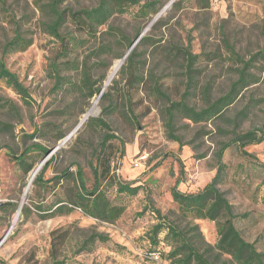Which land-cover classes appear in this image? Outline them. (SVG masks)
<instances>
[{
    "label": "rangeland",
    "instance_id": "rangeland-1",
    "mask_svg": "<svg viewBox=\"0 0 264 264\" xmlns=\"http://www.w3.org/2000/svg\"><path fill=\"white\" fill-rule=\"evenodd\" d=\"M159 1L164 6L150 21L137 18L132 12L113 16L101 28L105 33L78 53L80 60L88 57L89 65L98 62L92 69V80L96 87L105 86L103 93L107 90L112 93V113L104 117L115 135L111 140L116 146L114 171L129 183L143 185L133 196L117 197L115 189L110 190V197L125 205V211L115 223L87 217L78 208L70 214L56 216H43V211L37 210L38 204L45 209L55 200L70 196L76 189L78 170L85 185L93 186V166L97 165L98 153L95 151H100L106 131L91 124V118L99 117L108 101L100 97L99 111L84 120L98 94L89 97L87 90H54L49 64L56 55L58 42L43 26L50 19L48 0H4V5H0V56L16 31L33 41L27 49L4 57L7 68L28 89L29 102H23L0 78V122L7 124L0 129V258L7 264H52L54 231L57 235L68 233L58 254V260H64V264H170L166 258H152L148 254L149 235L159 222L152 209L187 229L199 224L204 237L202 248L216 244V223L206 219L190 223L185 220L172 198V189L180 181L179 189L199 191L215 176L217 153L224 143L231 141L236 133L253 128L264 130V59L254 61L248 69L257 82L245 88L224 110V117L195 123L177 115L174 133L181 142L169 138L165 110L170 102L184 98L190 74L198 88L186 96V101L198 109L229 90L242 64L232 60L226 43L243 60L264 49V0ZM98 2L65 0L62 7L77 10L96 6ZM174 2L179 4L174 7ZM109 27L115 28L118 36ZM121 35L125 38H120ZM144 37L149 40L143 42ZM131 42H134L131 52L137 55L135 65L128 69L127 58L123 57ZM105 43L112 44L110 52L95 57L91 52L94 46ZM184 49L198 56L191 67L192 73L188 71ZM121 59L122 65L109 81L112 66ZM134 67H137V80L130 75ZM64 74L79 80L77 73ZM207 86L209 93L205 94ZM7 100L17 105L18 112L5 106ZM242 111L245 113L239 115ZM36 128L40 129L38 137L26 136ZM60 133L65 136L57 140ZM36 144L49 152L43 155ZM27 149L30 152L23 157L24 162H19L18 157ZM245 149L253 156L242 154L236 144L224 151L227 169L221 189L234 206L235 222L243 237L264 251V166L261 164L264 140ZM143 155L145 159L141 158ZM47 161L50 164L43 182L34 184ZM30 163L34 167L28 172ZM67 169L75 173L74 179L64 175L55 178ZM7 202L15 203L17 209L2 206ZM92 234L104 235L108 240H96L84 247L83 243ZM219 264L233 263L223 256Z\"/></svg>",
    "mask_w": 264,
    "mask_h": 264
},
{
    "label": "trees",
    "instance_id": "trees-1",
    "mask_svg": "<svg viewBox=\"0 0 264 264\" xmlns=\"http://www.w3.org/2000/svg\"><path fill=\"white\" fill-rule=\"evenodd\" d=\"M64 2L65 0H48L47 10L50 19L43 23L45 32L54 37L58 42L56 55L50 60L49 64L50 74L54 78V90H87L89 97H94L101 89V86L96 87L97 83L92 80L91 76L92 69L98 62L94 65H89L87 61L88 57L80 60L78 55L79 50L88 46L91 40L99 39L100 35L105 33L101 28L108 24L113 16L132 12L137 18L150 21L164 6V3H160L159 0H147L144 3L141 0H99L96 6L74 10L70 7H62ZM3 3L4 0H0V5H4ZM178 4L179 2H174L172 5L175 7ZM109 30L113 34H116L115 28L109 27ZM120 38H125V36L121 35ZM147 40H149L148 37H144L143 42ZM32 42V39H27L21 32L16 31L13 38L3 46V55L0 56V78L4 79L25 103L29 102L31 95L18 76L7 68L4 57L10 53L27 49ZM226 45H228L232 60L235 63L242 64L237 69V80L231 83L229 90L224 95L212 102L207 101L205 107L198 109L186 101V96L198 88L193 83L194 79L190 74L184 98L179 101L170 102L165 110L166 127L170 139L181 142L180 137L174 133V124L177 115H182L195 123L207 122L213 118L224 117V110L237 100L245 88L257 82L255 75L248 71V69L253 66L254 61L264 59V49L252 55L249 60H243L232 46L227 43ZM111 49L112 44L105 43L94 46L91 52L95 57H100L110 52ZM184 52L188 62V71L192 73L191 67L198 56L193 55L189 49H184ZM136 55L137 53L134 51L128 55L126 59L128 69L135 65ZM136 70L137 67H134L130 72V75L135 80L138 79ZM66 72L77 73L79 80H74L70 74H64ZM157 91L158 93L161 92L159 89ZM204 93H209L208 86ZM101 100L104 102L108 101V104L103 107L99 117L91 118V124L100 126L106 131L101 141L100 151H95L98 153L97 165L93 166L95 178L93 186L87 187L85 185L81 177V171L78 170L76 175L79 176V179L77 180L75 178L76 189L70 196L55 200L52 205L45 209L41 204L36 206L39 212L43 211L41 213L45 214L43 216L66 215L78 208L87 217L115 223L125 211V205L112 199L109 195L110 190L114 188L118 197L119 195H137L143 189V185L129 183L114 171L112 163L115 158L116 146L111 140L115 138V135L112 133L113 129L111 124L104 117L106 113H112L111 110L114 101L111 91L107 90L104 92ZM5 106L10 111L18 112V107L12 100H7ZM244 113L245 111H242L239 115H243ZM3 126H7V124L0 122V129ZM39 133L40 129L36 128L32 134L26 136L35 138L39 136ZM64 136L65 134L63 133L58 134L57 140L62 139ZM263 140V129L253 128L246 132L236 133L231 141L224 143L219 149L217 153V171L210 182L197 192H187L179 189L180 181L172 189V198L178 204L179 212L185 220L190 223L198 219H206L216 223L218 232L216 244L202 248L204 237L199 224H194L192 229H187L170 221L159 210L152 209L159 218V222L153 227L149 235L151 247L148 254L152 258L156 256L166 258L170 261V264H219L224 256L233 264H264V251L259 250L254 242H249L243 237L235 222L237 215L234 206L221 189L227 169V165L223 161L224 151L229 146L236 144L242 154L253 156L245 147L250 144H259ZM36 147L43 155L49 152V149L41 144H36ZM29 152V149L25 150L24 154L18 157L19 162L23 163V157ZM49 164V161L45 162L34 179V184L43 182V174ZM261 164L264 166V163ZM33 167V163H30L26 171H31ZM63 175L68 179H74L76 176L73 171L67 169L55 178L59 179ZM2 206H9L14 210L17 209V205L13 202L4 203ZM26 211L27 207L24 206L23 212ZM67 238V231L60 232L58 235L57 231L53 232L52 264L65 263L64 260H58V254L62 250V246L65 244ZM96 240L107 241L108 238L101 234H92L83 243V246L87 247ZM168 248L169 250L166 251ZM0 264L7 263L0 258Z\"/></svg>",
    "mask_w": 264,
    "mask_h": 264
},
{
    "label": "bare ground",
    "instance_id": "bare-ground-1",
    "mask_svg": "<svg viewBox=\"0 0 264 264\" xmlns=\"http://www.w3.org/2000/svg\"><path fill=\"white\" fill-rule=\"evenodd\" d=\"M124 60H117L114 65L112 66V71L109 77V81L114 77V75L117 73V71L119 70L120 66L122 65ZM99 100V97H96L94 104L92 106V108L86 113V115L84 116V120H87L90 116H93L94 114H96L99 110H98V106H97V102ZM36 170H34L35 172ZM33 172V173H34ZM32 179V178H31Z\"/></svg>",
    "mask_w": 264,
    "mask_h": 264
},
{
    "label": "water",
    "instance_id": "water-1",
    "mask_svg": "<svg viewBox=\"0 0 264 264\" xmlns=\"http://www.w3.org/2000/svg\"><path fill=\"white\" fill-rule=\"evenodd\" d=\"M133 45H134V42L132 43V45H131L129 51L126 53V55L123 57V59H126V58H127V56L129 55V53L131 52V50H132V48H133ZM104 88H105V86H104L103 88L100 89V91H99V93H98V97H99V98L102 96V93H103V91H104ZM41 164H43V162L39 164L38 168L41 167Z\"/></svg>",
    "mask_w": 264,
    "mask_h": 264
},
{
    "label": "built area",
    "instance_id": "built-area-1",
    "mask_svg": "<svg viewBox=\"0 0 264 264\" xmlns=\"http://www.w3.org/2000/svg\"><path fill=\"white\" fill-rule=\"evenodd\" d=\"M141 158H142V159H145V158H146V155H143ZM156 257H159V256H156Z\"/></svg>",
    "mask_w": 264,
    "mask_h": 264
}]
</instances>
